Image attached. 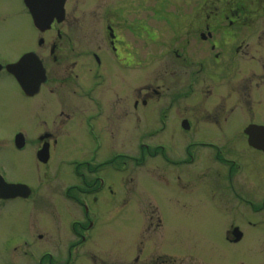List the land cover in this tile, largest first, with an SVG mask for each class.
<instances>
[{
  "label": "rangeland",
  "instance_id": "rangeland-1",
  "mask_svg": "<svg viewBox=\"0 0 264 264\" xmlns=\"http://www.w3.org/2000/svg\"><path fill=\"white\" fill-rule=\"evenodd\" d=\"M189 4V0L69 2L64 31L65 37L73 40L74 50L67 51L72 53L70 60H75L78 54L79 57L84 56L99 48L110 54L106 46V27L111 21L122 40L121 49L127 59L124 62H130V68L122 70L111 58V68L114 69L109 70L110 90L114 94L122 92L126 84L131 104L129 121L115 125V134V130L107 132L108 137H113L110 143L112 149L124 156L115 158L113 168L106 176L112 181L109 186L114 198L109 201L106 199L105 202L100 197L97 201L89 199L91 209L98 214V220L76 264H93L92 261H95L94 264H264V232L262 228L256 230L249 224L253 223V218L248 214L249 206L231 205L225 211L230 216L223 213V199L217 194L220 185L215 176L220 177L222 163L199 149L192 163L181 165L176 170L182 180L175 184L176 190L174 187L169 188V179L165 180L167 184L159 183L156 179L157 174L168 176L165 174L167 168L170 172L172 170L166 163L165 170L159 168L160 158L156 157L159 148L154 145L159 144L158 141L167 142L173 151L176 150V140L172 136L174 133L176 135V131L171 120L165 119V131L160 137L156 128L160 126L158 107L167 104L170 98L174 61L167 51L171 45V23L176 19H185L186 6ZM259 30L258 35L264 34V25ZM44 36L33 30L21 0H0L1 58H13L14 49L8 46L24 37L29 38L28 43L21 45L17 53L28 48L37 50L31 40ZM54 36V33L48 35ZM44 53L41 50V54L46 57ZM76 60L82 63L74 72L84 75L83 78L86 74L89 76L87 69L91 66L85 64V57ZM246 66L243 68L251 71L255 69L256 63L247 62ZM66 68L65 65L49 67L50 76L58 82L55 84L50 80L39 99L24 101L13 94L14 88L4 85V82L0 84V94H5L3 90H7L8 97L15 104V108H7L6 113H0V166L8 182H25L35 191V200L0 206V264H50L46 257L48 252L54 255V263L61 260L62 256L66 260L65 254L78 241L74 231L80 232V229L75 223L85 225L83 212L66 200L65 192L72 191L70 187L81 183V177L75 172L74 161L88 158L97 147L87 141L78 122H71L64 130L59 129L60 107L56 100L67 94V87L72 91L75 89L73 84L61 87L66 85L59 82L63 81ZM245 80L243 78V82ZM135 100L139 104L137 110L132 107ZM143 100L146 102L144 108L140 104ZM126 101L125 98L123 102ZM4 103L0 96V106L5 107ZM28 103L32 108H37L32 115L47 116L46 110H52H49L51 118H48L51 129L39 124L34 132L32 120L24 121ZM55 107L57 110L53 112ZM127 108L126 105L122 111L125 115ZM256 111L254 116L264 120V105L257 106ZM120 116L122 120L125 118L122 114ZM244 117L245 114L239 115L238 119ZM23 121L26 130L18 132L22 131L25 137L32 139V145H27L23 153L16 154L11 149L8 137L14 126L19 127ZM202 128L200 138L209 137L208 133L215 136V132H210L206 126ZM46 131L59 141L49 162L42 165L36 161L35 152L40 144L38 137ZM143 144L151 146L146 148ZM106 147L107 142L102 141L101 155L107 157L104 161L112 158ZM167 154L165 157L170 158ZM143 157L146 160L144 164L141 160ZM174 159L179 161L181 157ZM123 162L128 164L126 170H122ZM77 166L81 171L82 165ZM107 189L103 191L105 197ZM212 190H216V195ZM244 217L250 219L243 220ZM231 225H237L245 234V239L238 246H231L224 239V230ZM32 228L34 236L42 237L41 240L35 237L37 244L31 235Z\"/></svg>",
  "mask_w": 264,
  "mask_h": 264
},
{
  "label": "flooded vegetation",
  "instance_id": "flooded-vegetation-1",
  "mask_svg": "<svg viewBox=\"0 0 264 264\" xmlns=\"http://www.w3.org/2000/svg\"><path fill=\"white\" fill-rule=\"evenodd\" d=\"M70 1L72 0H64L62 4L64 12L62 20L57 22V19H54L44 32L33 28L25 10L33 30L46 36L40 37L38 40L35 37L32 38L31 43L36 44L37 50L28 48L17 53L21 45L28 43L29 38H26L24 41L21 39L18 43L8 46L14 49L13 58L3 59L0 57V84L4 82V85L14 88L13 94L24 101L42 97L43 90L49 86L50 80L57 84L58 80H54V77L50 76V66H67L63 81L59 82L66 83L61 87L73 84L75 89L73 88L72 91L70 87H67V94L56 100L60 107L58 112V117L61 119L59 129L64 130L71 122H78L83 128L87 141L94 144L95 148L97 147L96 151L91 153L88 158L78 162L74 161L75 172L81 177V183L74 184L70 187L72 191L67 189L68 191L65 192L66 200L72 202L75 208H79L83 212L85 225L75 223L80 229V232L74 231L78 241L65 254L66 260L62 256L61 260L54 263L52 261L54 255L48 252L46 257L50 260V264H76L82 255L83 247L91 239V231L95 228L98 220V214L91 209L89 199L94 198L97 201L100 197L103 202L106 199L113 200L114 195L109 186L112 181L106 176L108 171L113 168L112 163L115 158L124 156L112 149L110 143L113 137H108L109 133L107 132L111 133L115 130V134V125H120L131 118L129 117L131 111L129 88L125 87V84L123 91L116 94L109 88V70L114 69L111 68V58L121 66L122 70L130 68V62H124L127 59L124 56L125 52L121 49L122 40L111 21L106 27V46L110 50V54L103 48L91 50L84 56H80L85 57V64L91 66L87 69L89 76L86 74L83 78L84 75L81 76L74 72L82 62L76 60L80 58L79 54L78 57L75 56V60H70L72 53H68L74 50L73 40L65 37L66 32L64 31ZM189 1L190 4L186 6L184 14L185 19H176L171 23L172 38L170 49L167 52L172 55L174 61L172 84L167 104L158 107L160 126L156 128L160 137L165 131V119L171 120L176 131V135L172 134L176 140V150L173 151L167 142L158 141L159 144H155L159 148L156 153V157L160 158L159 168L162 171L165 170L166 163L171 166L172 170L170 172L167 168L165 174L168 176L162 175V177L157 174L156 179L159 183L164 184H167L165 180L169 179V188L174 187L176 190L175 184L182 181L176 170L181 165L192 163L196 159V152L202 149L223 166L220 177L215 175L220 185L219 192L212 190L214 195L217 193L218 197L223 199L222 205L225 208H223V213L229 215V212L225 211H228L226 209L231 205L238 207L247 205L250 210L248 214L253 218V223L249 224L256 230L262 228L264 232V150L249 146L244 133L248 126H264V120H259L254 116V113H257V106L264 105V34L262 32L258 35L259 29L264 25V0ZM53 33L54 37H48ZM41 50H44L46 57L41 54ZM127 56L129 57V55ZM21 61L22 64H20ZM247 62H255V69L251 71L244 69L243 66H246ZM9 65H13V75L6 70ZM37 69L42 70L44 81L40 83L37 91H34ZM243 78L246 79L244 82ZM23 88H27L28 91L32 88L33 93L31 95L28 92L25 93ZM3 91L5 94H0V96L6 106H0V113H6L7 108H15V104L8 97V91ZM120 96L123 97L120 98ZM245 96L246 99H243ZM200 97L202 98L200 99ZM125 98L127 101L123 102ZM140 104L144 108L146 102L143 100ZM126 105L128 112L125 115L122 111ZM28 106L29 108L24 112L26 116L24 121L32 120L33 130L35 127L38 128L39 124L46 125L51 129L48 118H51L50 111L52 110L49 107L50 111L46 110L49 116L48 114L47 116L32 115L37 108H32L30 103ZM138 106V101L135 100L132 105L133 109L137 110ZM56 110L57 107L53 112ZM180 112L183 114L180 115ZM120 114L125 116L123 120ZM243 114L245 117L239 120V115ZM24 121L20 122L19 127L14 126L8 137L12 145L11 149L16 154L23 153L27 145H32V139L25 137L22 131L18 132V130L25 129ZM204 126L209 128L210 132L214 131L215 136L208 133L209 137L200 138L199 133ZM18 135L22 137L23 146L20 149L15 146ZM58 141L47 131L38 137L40 144L36 149L35 158L39 164L46 165L49 162L52 152L58 146ZM102 141L107 142L106 151L108 155H111V160L104 161L107 157L101 155ZM42 149L45 150V154L40 152ZM165 154L170 158H166ZM44 156L46 161H42ZM178 157H181V160L174 159ZM31 158L35 165L33 157ZM143 159L145 157L141 160ZM77 165H82L81 171L78 170ZM127 168V162H123L122 170ZM2 169L3 167L0 166L1 176L6 183H10L4 178ZM174 179L175 181H173ZM10 184L27 185L31 190V195L26 199H0V206L16 201L29 202L33 198L35 200V191L28 183L14 182ZM105 189L108 192L107 197L103 192ZM100 194L103 195L99 196ZM248 219L250 218H243V220ZM224 232L226 234L224 239L231 246H238L245 239V234L237 225L225 228ZM32 233H34L33 228L31 235L34 237V241L35 237L41 240L40 235L34 236ZM37 242L35 241V244ZM92 263L94 264L95 261Z\"/></svg>",
  "mask_w": 264,
  "mask_h": 264
},
{
  "label": "water",
  "instance_id": "water-1",
  "mask_svg": "<svg viewBox=\"0 0 264 264\" xmlns=\"http://www.w3.org/2000/svg\"><path fill=\"white\" fill-rule=\"evenodd\" d=\"M64 0H24L28 8L35 28L40 31H45L49 28L50 23L54 18L59 22L63 17L62 4ZM22 64V62H20ZM19 64V65H20ZM12 68V67H11ZM7 67V69H11ZM42 70L37 69L36 80L34 86H37L44 81L42 77ZM22 84V83H21ZM32 90V88H31ZM29 90V92H31ZM248 135V142L251 146L264 150V128L263 127H250L246 131ZM43 154L45 152L43 151ZM24 186L18 185H1L0 182V197L4 199L14 198L16 196H24Z\"/></svg>",
  "mask_w": 264,
  "mask_h": 264
},
{
  "label": "bare ground",
  "instance_id": "bare-ground-1",
  "mask_svg": "<svg viewBox=\"0 0 264 264\" xmlns=\"http://www.w3.org/2000/svg\"><path fill=\"white\" fill-rule=\"evenodd\" d=\"M22 40H23V41L26 40V37L22 38Z\"/></svg>",
  "mask_w": 264,
  "mask_h": 264
}]
</instances>
